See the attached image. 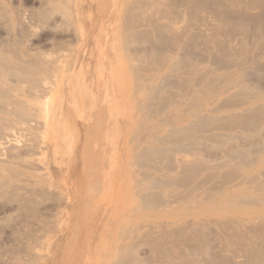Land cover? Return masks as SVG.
<instances>
[{"label": "bare ground", "instance_id": "6f19581e", "mask_svg": "<svg viewBox=\"0 0 264 264\" xmlns=\"http://www.w3.org/2000/svg\"><path fill=\"white\" fill-rule=\"evenodd\" d=\"M11 1L0 0V199H8L7 210L0 208V213L9 211L6 221L17 219L13 212L33 217L31 222L20 223L22 229L8 234L15 239L0 248V264H29L31 260L57 264L59 244L48 233L70 227V223L63 226L64 219L77 210L78 201L71 186H65V191L54 186L46 167L49 163L43 166L47 161L44 154L52 145L56 160L63 157L65 147L76 137V125L70 113L66 119L55 113L50 116L67 74L62 56H52L50 48L47 53V48L27 45V38L40 24L44 28L42 23L57 21L58 12L70 25L72 22V33H80L78 7L74 0H38L40 5L31 8L25 2ZM98 4L101 20L111 24L112 44L117 47L115 56L108 55V63L113 59L117 64L107 69L125 92L126 119L119 122L124 123L120 134L126 160L122 182L119 162L108 159L101 176L92 178L93 187L86 192L99 222L98 235L104 237L87 253L84 264H142L144 257L138 256L137 246L127 239L142 226L124 218L137 215L144 219L156 212L159 219L182 214L162 224V220L153 221L150 226L157 234L148 229L144 235L153 251L164 252L161 256L167 253L174 258L172 247H181L182 241L188 247L195 238L200 241L203 231L213 229L221 236L218 232L212 236L223 237L226 249L245 254L251 264H264V0H99ZM252 27L256 38L250 34ZM163 35L173 46L171 50L166 45L169 52ZM97 74L105 75L104 64ZM88 148H83L84 172L89 170ZM126 185L133 191L132 196L128 192L130 198L124 191ZM41 197L57 199L56 212L48 214L44 209L35 214ZM31 209L32 215L28 214ZM33 218L39 227L34 226ZM120 218L112 238L110 225ZM174 237L182 240L181 244L177 241L179 246L171 242ZM212 245H202V254L212 251L214 255L218 245ZM190 247L179 248L182 253L176 254L187 259ZM208 258L203 264L222 263ZM234 259L232 263L238 264ZM166 260L170 263L168 259L164 263Z\"/></svg>", "mask_w": 264, "mask_h": 264}, {"label": "rangeland", "instance_id": "374dc122", "mask_svg": "<svg viewBox=\"0 0 264 264\" xmlns=\"http://www.w3.org/2000/svg\"><path fill=\"white\" fill-rule=\"evenodd\" d=\"M19 1H20V3L25 2V3H23V5L26 4V6H28L30 8L33 7V5H35L36 7H38V5H40L38 3L40 1H38V0H34L35 2L32 0H14L13 2H14V4H17V2L19 4ZM61 1H63V0H61ZM65 1H67V0H65ZM98 1L99 0H82L81 3H78V0H74L76 6L78 7V12H79V13L77 12L78 17H77L76 23H77V27L79 28L80 33H77L76 30H75V32L77 34L74 32L72 33V31H74V30H72L71 26L74 27V25L72 24V22L70 25L69 20L67 18H64V16L62 14L60 15V13H62V12H58L59 15L56 16L58 18L57 21H51L49 23H45L46 25H43V23H42V26H45L44 28H42L41 24H40L39 26L35 27V29H34L35 34L28 36V38H27V40H28L27 45L29 44L31 47H33V45H34V47L37 46L36 49L38 48V46H41V48L39 47L38 49L45 50L47 48L46 49V51H48L47 53H50L49 50H53V53L51 51L52 56H53V54H54V56L56 55L55 57H57L59 55L62 56V58H61L62 63H64V65L66 66V72H67L64 79L67 78V82H68V84H67L68 86L66 88L67 91H66V94L64 93V97L67 98L68 100H67V103L64 102V105H60V106H58V108H56V106L59 104V102L61 103V99H62L61 98L62 95L59 96V94H61V89H62V84H61V88L58 91L57 98L54 101L55 104H53V106L50 110V113H51L50 116H52L53 113H55L56 116H58V117L64 116L66 119L67 114L70 113V114H72L73 118H75V125H76V135L75 136L77 138L76 137L74 138V140L72 141L70 146L65 147V149H67L66 150L67 152L64 154L63 157H60V159L56 160V156L58 157V155H55L54 148L52 145L50 147L45 148V153L46 152L47 153L44 154V155H46V156H44V157H46L44 159V161L45 160H47V161L44 162L46 164H44L43 166H46L49 163L46 167L48 168L47 171H49V174H50L49 176H51V181L54 180L53 182H55V185H54V183H53V185L58 188V191L61 188H62L61 190H64L63 188L65 186H71V189L76 192V198L78 201L77 210L73 211V214H71L70 218L65 217V219H64L65 221L63 223L64 224L63 226H66L67 223H70L69 228L66 226L67 229H65V230L59 231V230L55 229L56 230L55 231L54 228H56V227L53 228V226H50L51 229L53 228L52 230H54L55 232H52L50 230L52 233L49 234L50 233L49 232L48 235L51 236V239L53 238L52 241L54 240L56 245L59 244L57 264H84L85 257L87 255V253L90 252L91 250H94V248L97 247L99 242L102 241V237H104V236L100 237V234L98 235V233H100L99 222L96 219L95 212L91 210V204L89 202L90 196L86 194V192L91 190V188L93 187V184L91 182L92 178L93 177L99 178V176H101V174H100L102 172L101 168L105 169L104 165L107 164L108 159H109V161L115 160L116 162L117 161L119 162L120 166L118 165L117 170L120 172V173H118V175L121 178V182H122L123 176L125 175L124 165H125V160H126V156H125L126 150L122 147V145L120 146L121 150H119L118 145L111 146V141H109V140L107 141V127L109 125L111 112L114 111L116 113L115 115H116V119H117V124L114 125L115 126V135L113 136V138L116 139V142H118L120 144L123 143V138H122L123 136L120 133H121L122 124H124L122 122H124L126 119V116L124 117V114H123L124 112H126V109L124 106L125 103L123 102V100L125 101V99H124L125 98L124 97L125 92L123 93L122 91H120L121 84L118 83V85H116V81H114L111 78L110 74L108 73V69L111 68L112 65L117 64V63H115L116 62L115 60H114L115 62L113 61V59H112V61H110V63H108V61L111 60L108 57V55L111 53L113 56V54L115 53L114 48H117V47L115 45L113 46V44H112V40H111L112 39V35H111L112 32L111 33L109 32V30H110L109 28H111L110 27L111 24L109 22L107 23V21L105 22V21L101 20L100 11L98 8V6H99ZM32 2H34L35 4H33ZM29 5H32V6H29ZM59 17H61L60 19L62 21L59 20ZM65 19L68 20V22L66 21L68 26L64 22ZM163 21H165V19H163ZM52 22L57 24L56 25L57 27ZM51 23L53 26L50 25ZM104 24L106 27L109 25L107 27V30L103 27ZM61 25H62V27H61ZM63 25H65V26H63ZM85 28H86V33H83V30ZM103 28L105 30H103ZM251 29L253 31V27ZM0 30H2V29H0ZM107 31L109 32V34ZM252 31L250 32L251 36L256 38L257 34H256L255 29H254L255 32L254 31L252 32ZM262 32L264 33V31H262ZM1 33H3V30H2V32L0 31V34ZM82 34H83V36H82ZM81 36H82V38H81ZM166 39H167L166 35H163L162 36V40H163L162 42L165 46L162 44H161V46H164L166 48V45H168L167 47H169L172 50L173 46H171L170 43ZM165 41H166V44H165ZM55 44H57V45H55ZM105 44H106V46H105ZM140 44H141V46H143L142 43H140ZM140 44H139V46H140ZM58 45H60V46L58 47ZM62 46H63V48H62ZM161 46H158V47H161ZM164 47H161V48H164ZM165 48H164V50H165ZM169 48H166V49H168V52L171 51ZM183 48H184V46H183ZM187 48H186V51L189 52L190 51L189 46ZM69 49H70V51H67ZM106 51H107V53H106ZM165 51L167 52V50H165ZM60 56L58 58H60ZM63 56H65V57H63ZM114 56H115V54H114ZM116 57H117V55H116ZM101 60H102V62H101ZM101 64L102 65L104 64V70H105V75L102 78L98 77V74H97V71L99 69V66H101ZM93 76L95 78H94L93 86L90 89V91H91V93L94 94L92 97V100H94V105L89 110H87V113L82 114L81 111H82L84 101H85V97L87 95L88 88H89V84H87L86 81H88L89 78L93 77ZM171 79H173V78H171ZM99 83L101 85L105 86V88L103 89V92H101L100 94H97L98 93L97 88H99ZM262 83L264 84V82H262ZM174 90H175V88H174ZM107 91H113L112 96H110L111 97L110 100H109ZM179 97L181 99V96H179ZM113 98L115 99V102H116L115 107H114ZM106 106H107V108H106ZM120 106H121V108H120ZM76 108L79 109L77 112L74 110ZM99 111H101V112H99ZM82 117L84 118L83 119L84 122L81 120ZM119 120H121V121L123 120V121L122 122L120 121L121 122L120 123ZM179 123H182V121L179 120ZM238 130H241V131L243 130V131L247 132L244 129H238ZM80 139H82V140H80ZM188 139H189V137H187V140ZM187 140H186V142L188 143L189 140L188 141ZM106 145H107V150H106L107 152L105 153L104 148H106ZM85 146L89 147L88 151H87V152H89V156H88V167H89L88 169L89 170L87 172L83 171V161H82L83 148ZM187 146H188L187 148L189 149V143L187 144ZM76 152H77V155H76ZM183 152L180 151V153L182 155L185 154ZM188 152H189V150L186 151L187 154H185L186 155L185 157L187 159L190 158V155ZM102 155H103V158H101ZM218 155H219V152H218ZM65 157H67V158H65ZM115 158H117V159H115ZM137 165H138V163L136 164V168L138 169ZM139 165H140V163H139ZM164 165L165 164H163V166ZM114 167L115 166L112 165L111 168H114ZM166 167H167V165H166ZM108 168H109V165H108ZM111 168L109 170H107V172L112 171ZM51 173H52V175H51ZM115 173H116V171H115ZM123 182H124V184H126L124 179H123ZM124 188H125L124 191L128 194V196H126V197L130 198V194L132 196L133 191L131 189L127 188V185L124 186ZM56 189L54 188L53 192H57ZM179 191H183L182 187H180ZM187 191H189V187H188ZM51 198L52 199H47V200H46V198H44V199L42 197L39 198L38 202L40 201V203L42 202V204L40 205L39 208L37 207V209H36V207L33 208L34 210L36 209L35 214L36 213L38 214V213L43 212L45 210H47L45 212L48 214H50L51 212H56V206L59 207L60 205H57V204H60V202L57 199H53V197H51ZM3 200H2V198L0 199V204L3 202L0 205V206H2V207H0L1 209L4 207V205L8 206V199L3 198ZM54 200H55V202H53ZM162 207L165 208L166 206H162ZM166 208L172 209L173 207L169 206ZM3 209L7 210V207L6 208L4 207ZM48 209H52V210H48ZM53 209H55V210H53ZM4 210H2L0 213V217H1L0 218L1 219L0 220V223H1L0 224V233H1L0 234V248L1 247L4 248L5 247L4 243L8 244L10 239L11 240L15 239V237L14 238L11 237L9 239L10 236L8 234L11 235V232L15 229L17 230V228L22 229L21 228L22 226L20 223L24 224L25 222H31L32 221V217H33L32 212L34 211V210L32 211V209H31V211L30 210L28 211V214H29V212H31L30 213L32 215L31 217L29 215L24 214L26 212H24V213L23 212H20V213H17V212L14 213L13 212V215L18 214L17 216H15V215L13 216V217H17V219L15 218V221H14V218L12 217L13 219L6 221V216L9 213V211H7L6 213L5 212L3 213ZM13 211H16V210H13ZM21 213L24 214L25 216L22 215ZM19 214H21L22 217H21V215L19 216ZM155 214L157 215L158 213L156 212ZM132 215H134V213H132ZM154 215H148V214L146 216L144 215L145 216L144 219H142L140 216H137V215L131 216V217L126 216L124 218L125 220L136 221L137 223L139 222L142 226V227H140V230H138V234L131 235L127 238L130 241V243H133L132 244V245H134L133 247L137 246L135 248L137 249V251L138 250L140 251V252L138 251L139 253L137 252L138 256L144 257L143 259L141 258L142 260H140V263H142V264H159L158 261L160 260L159 261L160 264H163L164 260L168 259L170 261V263H169L166 260L168 262V264H171V262H172V264H177L174 262L177 259V258L175 259V257L179 256L182 253V251L179 248H181L183 246L186 250H189L187 248H189L191 246L190 247L191 252L190 251L189 252L192 255L194 252V255L192 256L191 254H188L187 259L181 258V255H180L178 257L180 259L176 260V261H178V264H180L182 262V261L181 262L179 261L181 259H183V262H182L183 264H190L192 261H194L193 264H198L199 262L201 264H203V261H209L208 257H210V258L215 257L216 259L215 258L214 259L216 261L217 260H218V262L222 261L221 264H227V263L233 264L232 259H234L235 257L236 258L234 260H238V261H235L236 263L239 262L238 264H251L248 261L249 258L247 259L245 254H243V253L241 254L237 251H234V249L231 247H227V249H226V247H225L226 245L223 243L224 242L223 237L222 238L218 237V236H221V233L216 231V230H213V229H211L212 233L210 232V230L203 231V232L200 230V235L202 232V238L199 235V237L201 238L200 241H199V239L195 238L194 239L195 242L193 243V241H194L193 240L190 242V244L188 243L189 244L188 247L183 243L182 240H180L177 237H174L171 241L172 243L174 242L173 243L174 245H176L175 243H177V245L179 246V244H178L179 240L182 241V244H181V242H179L181 244L180 245L181 247H179V248L175 247L177 249H175L174 247H172V248H173L175 254L179 253L180 251H181V253L179 255L176 254L177 256L175 254H173L174 258H171L172 256L170 254H169L170 255L169 256L167 253H165L166 256H165V254L163 256L168 257V258L164 257V259H163L162 258L163 256H161V255L164 252H162V254L159 252L156 253L155 248H154V251H155L154 252L152 245L149 244V241L145 238L144 235L149 230H152V231L154 230L155 231L154 234L155 235L157 234L156 233L157 229L153 228V226H150L152 224H155L156 220H162L161 221V224H162V223H164L163 221H165V222L168 220L174 221L177 216H176V214H172L171 216L169 215L167 217H161V219H159V218H157L158 216H156V215L154 216ZM181 215L177 218H181ZM26 216H28L27 218L30 217L31 219L29 221H28V219L26 220ZM3 217H4V220H3ZM35 217L36 216H34V218ZM169 217H171V218H169ZM34 218H33L34 226L39 227V226H37L38 225L37 222L34 221ZM122 219L120 218L119 221H118V219L117 220L115 219L114 224L110 225L109 229H110L112 238L117 233V231L119 229L120 222ZM153 221H155V222H153ZM142 222H145V224L142 225ZM149 222H150V224H149ZM144 225H145V227H144ZM11 226H13V227H11ZM34 226H33V230H34ZM5 227H6V229H5ZM48 229H50V228H48ZM213 232H215V233L218 232L219 235L215 234L214 236H212L214 234ZM204 235H205V237H204ZM143 236H144V238H143ZM215 236H217V237H215ZM189 237L191 238L192 236H189ZM207 238H209L210 241ZM138 241H141V242H138ZM142 241H145V242L143 243ZM196 241L200 242V243H196ZM204 241H205L206 246L208 244H211V245L213 244L212 247L214 245H218V246H214L215 247L214 249L218 248L217 249L218 251L214 250L215 251L214 255H211L212 254L211 253L212 251H211L210 252L211 254L209 253L211 256H209V254L204 253L207 255V257H205L206 255H203L202 254L203 252L200 250L201 247L205 246L203 244ZM206 242H208V243H206ZM217 242H218V244H217ZM21 243H22V241L20 242V244ZM3 244H4V246H1ZM199 244H201V246H199ZM197 246H199V250H198ZM220 246H223V247H220ZM8 247H6V249ZM138 247L140 249H138ZM183 247L181 248L182 250H184ZM194 247H195V250L197 252L199 251V253H198L199 255L197 254L196 251L193 250ZM142 248H144V249H142ZM229 248H230V250H229ZM221 249L223 252L222 254L220 253ZM227 250H229L228 254L231 252L230 254H232V255H230V254L228 255ZM231 250H233V251H231ZM142 252H145V255H143L144 253H142ZM224 253H226V254H224ZM237 253H239L238 254L239 256L237 255ZM200 255H203V256H200ZM241 255H243L244 257ZM68 256H70V258ZM224 256H225V258L223 260H221V258ZM0 257H1V255H0ZM190 257L191 258L193 257L195 259H193V258L190 259ZM197 257L200 260H198ZM161 261H163V263ZM186 261H187V263H186ZM167 262H165L164 264H167ZM29 264H37V263H35L34 261L31 260V262H29ZM252 264H254V263H252Z\"/></svg>", "mask_w": 264, "mask_h": 264}, {"label": "crops", "instance_id": "0c3cea01", "mask_svg": "<svg viewBox=\"0 0 264 264\" xmlns=\"http://www.w3.org/2000/svg\"><path fill=\"white\" fill-rule=\"evenodd\" d=\"M68 70V69H67ZM71 71V70H70ZM94 76L93 77H90L87 82V84H89V88H88V92H87V95L85 97V101H84V105H83V108H82V114H85L87 113V110H89L91 107H92V97H93V93H91L90 89L92 88L93 86V83H94ZM68 82H67V78L64 79L63 83H62V89H61V94L60 95H63L61 98V103L59 102V104L56 106V108H58V106L60 105H64V102L67 103V98L64 97V93L66 94V88H67V85ZM105 87L103 85H101L99 83V88H98V93L97 94H100L101 92H103V89ZM107 94H108V97H109V100L111 99V95L113 94V91H107ZM67 96V95H66ZM85 107V108H84ZM76 112L79 110L78 108L74 109ZM113 111V110H112ZM116 113L113 111L111 112V116H110V120H109V125L107 127V141H111V146H115V145H118V149L121 150V144L116 142V139L113 138V136L115 135V124H117V119H116ZM83 117H82V121H83ZM84 122V121H83ZM107 145H106V148H104V151L105 153L107 152Z\"/></svg>", "mask_w": 264, "mask_h": 264}]
</instances>
